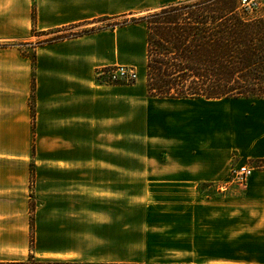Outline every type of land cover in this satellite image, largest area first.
Returning a JSON list of instances; mask_svg holds the SVG:
<instances>
[{"label": "crops", "instance_id": "0c3cea01", "mask_svg": "<svg viewBox=\"0 0 264 264\" xmlns=\"http://www.w3.org/2000/svg\"><path fill=\"white\" fill-rule=\"evenodd\" d=\"M186 1L0 0V157L22 175L0 194L27 215L0 264H264V98L151 97L144 22L16 44ZM117 65L136 83L97 80Z\"/></svg>", "mask_w": 264, "mask_h": 264}, {"label": "trees", "instance_id": "16d2710c", "mask_svg": "<svg viewBox=\"0 0 264 264\" xmlns=\"http://www.w3.org/2000/svg\"><path fill=\"white\" fill-rule=\"evenodd\" d=\"M100 21L117 22L103 18L94 23ZM139 22L146 23L148 29L147 85L151 97L264 98V19L247 15L238 0L180 2L145 18L94 26L43 42Z\"/></svg>", "mask_w": 264, "mask_h": 264}, {"label": "rangeland", "instance_id": "374dc122", "mask_svg": "<svg viewBox=\"0 0 264 264\" xmlns=\"http://www.w3.org/2000/svg\"><path fill=\"white\" fill-rule=\"evenodd\" d=\"M152 13L153 12H150V13H147V14L141 15V16L127 17V19H133V18L134 19H141L142 17H144V18L148 17ZM127 19L123 18L117 22L122 23ZM117 22H103V21L101 22L100 21V22L96 23L95 27L96 28L107 27V26H109L108 24H111V23L116 24ZM92 26H89L88 28L87 27L83 28V27H78V26L67 27L65 29H62V31H61L62 33L59 35H69L72 32L83 31L85 29L91 28ZM53 37H55V36L50 37V39H52ZM45 40H47V39H43V37L42 38H34L32 41L23 42V43H16V44L23 51L31 53L35 48L46 43V42H43ZM96 78H97V72H96ZM106 78H107L106 75H102V76H100L99 79L103 80L104 82H107ZM134 83H136V82H132V81L131 82H118V83H114V84H134ZM13 163H14V161L11 160L10 158L0 157V184L6 183V181L11 180L12 177H15V178L19 177L17 180L20 181V178L22 177L21 171L19 169L20 167L18 165L17 171H16L15 170L16 167L13 165ZM33 181L34 180H32V183L30 185V193H31V190L34 188L33 187ZM0 187H1L0 189H3V188L5 189V186L0 185ZM31 187H32V189H31ZM15 198L16 197L12 198L11 196L6 195L4 193L0 194V244L4 243L6 236L8 237L10 235L9 234L10 229L6 228V225L10 224V222L21 223V222H23V220H27V217H26L27 215L25 216L26 213H24V211L22 209V203L18 201L19 199H17V201H15ZM13 199H14V201H13ZM35 206H36L35 202L31 201L30 202V208H29V214H28V221L30 223V245L31 246H33V244H34V240H32V237L35 239V231H34V225H33L34 224ZM11 212H12V214H16V216L8 217V216H10Z\"/></svg>", "mask_w": 264, "mask_h": 264}, {"label": "built area", "instance_id": "2783aa9c", "mask_svg": "<svg viewBox=\"0 0 264 264\" xmlns=\"http://www.w3.org/2000/svg\"><path fill=\"white\" fill-rule=\"evenodd\" d=\"M238 4L240 9L247 15L264 19V0H238ZM102 75H106L108 83L99 79ZM97 79L103 84L136 82L138 80V72L132 66L117 65L99 69L97 71ZM254 170L255 169L249 165L234 168L232 171L233 181L239 185H245Z\"/></svg>", "mask_w": 264, "mask_h": 264}]
</instances>
